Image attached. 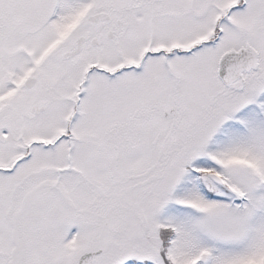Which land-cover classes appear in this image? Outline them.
<instances>
[{
    "label": "snow or ice",
    "instance_id": "snow-or-ice-1",
    "mask_svg": "<svg viewBox=\"0 0 264 264\" xmlns=\"http://www.w3.org/2000/svg\"><path fill=\"white\" fill-rule=\"evenodd\" d=\"M0 264H264V0H0Z\"/></svg>",
    "mask_w": 264,
    "mask_h": 264
}]
</instances>
